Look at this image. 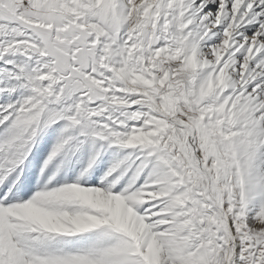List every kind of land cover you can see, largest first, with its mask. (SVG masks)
Masks as SVG:
<instances>
[{
    "label": "snow or ice",
    "instance_id": "6c2138e0",
    "mask_svg": "<svg viewBox=\"0 0 264 264\" xmlns=\"http://www.w3.org/2000/svg\"><path fill=\"white\" fill-rule=\"evenodd\" d=\"M0 264H264V0H0Z\"/></svg>",
    "mask_w": 264,
    "mask_h": 264
}]
</instances>
